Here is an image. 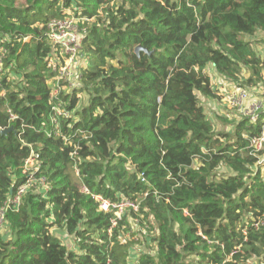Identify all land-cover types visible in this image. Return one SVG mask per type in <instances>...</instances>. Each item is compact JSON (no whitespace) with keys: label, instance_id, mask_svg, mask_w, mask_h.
Masks as SVG:
<instances>
[{"label":"trees","instance_id":"trees-1","mask_svg":"<svg viewBox=\"0 0 264 264\" xmlns=\"http://www.w3.org/2000/svg\"><path fill=\"white\" fill-rule=\"evenodd\" d=\"M67 16L86 28L85 63L54 122L47 23ZM259 32L264 44V0H0V129L15 128L0 133V264H264V163L244 137L264 111L230 135L199 96L221 97L210 65L236 86L264 85ZM31 156L47 187L17 205ZM94 195L139 209L114 225L117 209ZM131 219L156 232L155 252L128 240Z\"/></svg>","mask_w":264,"mask_h":264},{"label":"built area","instance_id":"built-area-1","mask_svg":"<svg viewBox=\"0 0 264 264\" xmlns=\"http://www.w3.org/2000/svg\"><path fill=\"white\" fill-rule=\"evenodd\" d=\"M47 35L50 42L55 47V53L49 58V65L56 73L55 77L50 83V101L52 105L53 121L57 122L58 115L68 116V112L62 107L63 101L59 94L65 90L66 87L74 86L75 80V67L74 62L77 55L81 52L82 41L86 28H80L78 21L71 16L62 19L54 18L47 23ZM5 49L0 45V69L2 68V61ZM223 100L227 103L228 107L235 108L243 114L248 120L253 123L259 121L261 113L264 111L263 100H250V92L248 88L243 86H236L232 88L227 95L223 96ZM11 118L15 116L11 114ZM264 122V121H263ZM3 129V128H1ZM249 139L250 153L259 158V163H264V154H259L264 150V123L262 124L259 133L253 136H247ZM35 160L34 157H29L26 160L24 172L28 174L24 183L20 184L17 188L16 194L12 198L14 204H20L22 196L25 192L36 183H41L47 187L45 178H36L35 174L39 170V164L33 168V172L29 171V163ZM37 163V162H36ZM78 170V169H77ZM79 173V172H78ZM84 192H89L86 186L82 187ZM95 199L99 201L100 209L109 211L111 207L116 208L117 218L112 219L114 225L117 224L118 218L122 216L126 208L139 209V203L130 199H123L120 202H111L104 199L100 195H94ZM0 220L3 221V212H0ZM0 222V223H1Z\"/></svg>","mask_w":264,"mask_h":264},{"label":"rangeland","instance_id":"rangeland-1","mask_svg":"<svg viewBox=\"0 0 264 264\" xmlns=\"http://www.w3.org/2000/svg\"><path fill=\"white\" fill-rule=\"evenodd\" d=\"M262 37V33L259 32L257 35L250 37L251 41L254 43L255 48L257 50V52L264 57V44L260 43V38ZM78 58V64L79 66H82L85 63L84 58H82V55H80V53L77 55ZM76 58V60H77ZM76 60L74 62V67L76 64ZM213 76V88L215 91H218L219 94H221V97H216V98H205L203 95H201L199 93L200 96V100L202 102V104L204 105L207 117L209 119H211L215 125V129L217 132H226V133H231L230 135H233L236 131L237 128V124L241 121L244 120V115L241 114L238 110H236L235 108H230L228 107L227 103L223 100V96L227 95L229 93V91L232 89L231 86L229 85V83H226L223 85V83H225V78L214 68L211 67V72H210ZM249 75V72L245 73V76L247 77ZM220 81V82H219ZM222 83V84H220ZM51 86V85H50ZM68 87L65 88V90H67ZM250 92L253 93L254 96H257L256 100H263L264 102V85L262 84L261 86L255 87V88H249ZM81 101L79 103V106L87 103V96H85L84 94L81 95ZM228 108H227V107ZM229 111H231L230 116L231 117H226L224 115H228ZM68 112V111H66ZM69 115V112H68ZM246 118V117H245ZM38 165L36 163V160L33 159V161H31L29 163V171L33 172V168L36 167ZM76 173L78 174V170L75 169ZM229 171V168L227 166L221 167L218 170V173L220 174V176H224L227 172ZM46 189V188H45ZM133 221V229L131 231V233L133 234H127V238L129 239H137L139 238V244H137V246H139L140 250H146V251H151V252H155L156 248L154 247V242H147L145 241L146 238L148 237L149 239H153L154 236L156 235V232H150L149 230H147L145 227L138 225L139 220L138 219H131ZM1 222V220H0ZM3 222V221H2ZM2 222L0 223V225H2ZM57 234L61 235L64 239V241L66 242V244H68L70 247H75V243L72 240V238H69L66 231L65 230H58V229H54ZM132 260H134L132 258Z\"/></svg>","mask_w":264,"mask_h":264},{"label":"crops","instance_id":"crops-1","mask_svg":"<svg viewBox=\"0 0 264 264\" xmlns=\"http://www.w3.org/2000/svg\"><path fill=\"white\" fill-rule=\"evenodd\" d=\"M211 67H214L213 65H210L208 68H207V70H206V72L210 75V77H211V79H212V83H213V76H212V74L210 73L211 72ZM215 68V67H214ZM216 69V68H215ZM220 82V81H219ZM226 83H229V85L231 86V88H234L235 87V84L233 83V82H229L228 80H225V83H223V85L224 84H226ZM220 84H222V83H220ZM249 90V89H248ZM249 92H250V90H249ZM217 94H219V93H217ZM220 96H221V94H220ZM264 96V95H263ZM255 99H257V96H254L253 95V93L252 92H250V100H255ZM227 107V106H226ZM228 108V107H227ZM230 113H231V111H229V114L228 115H224V116H228V117H231L230 116ZM244 137H247V134H244Z\"/></svg>","mask_w":264,"mask_h":264},{"label":"water","instance_id":"water-1","mask_svg":"<svg viewBox=\"0 0 264 264\" xmlns=\"http://www.w3.org/2000/svg\"><path fill=\"white\" fill-rule=\"evenodd\" d=\"M141 51H144V52H147V53H150L145 47L141 46V45H138L136 48H135V52L137 55L140 54ZM15 128L13 125H11L10 127L8 128H3V129H0V133L2 134H5V133H8L10 131H14Z\"/></svg>","mask_w":264,"mask_h":264}]
</instances>
